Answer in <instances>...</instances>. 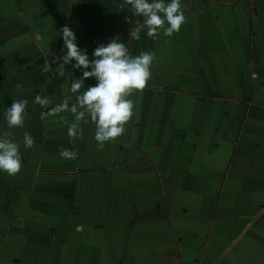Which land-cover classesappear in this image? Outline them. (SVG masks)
<instances>
[{
	"label": "crops",
	"instance_id": "0c3cea01",
	"mask_svg": "<svg viewBox=\"0 0 264 264\" xmlns=\"http://www.w3.org/2000/svg\"><path fill=\"white\" fill-rule=\"evenodd\" d=\"M122 3L0 0V134L23 159L0 171V264H264V0H181L179 33L155 38ZM64 25L90 60L117 34L156 56L126 132L102 150L87 114L73 139L70 110L42 118L35 103H75L82 72L59 75ZM13 100L28 102L23 128H8Z\"/></svg>",
	"mask_w": 264,
	"mask_h": 264
},
{
	"label": "clouds",
	"instance_id": "9594fccd",
	"mask_svg": "<svg viewBox=\"0 0 264 264\" xmlns=\"http://www.w3.org/2000/svg\"><path fill=\"white\" fill-rule=\"evenodd\" d=\"M125 6H131L134 15L144 17L143 26L147 28V35L155 38L159 30H163L165 36L171 37L179 33L185 23V15L181 0H123L121 10ZM162 14V15H161ZM167 25V27H165ZM140 27L130 31V38L139 39ZM63 48L66 52L59 57V75L65 74L67 65L73 70L82 72V76L75 78L70 87L75 96V103L69 107L67 97L55 107L49 109L51 100L48 97H35V103L42 109V118L46 115H57L63 111H71L74 114V122L68 127V135L75 138L81 131L80 122L86 121V114L95 124V140L98 149L102 150L106 142L114 141L126 132V124L134 116V103L129 97L136 91H143L152 77V66L156 60L154 52H141L139 55H131L124 42H119V35L113 37L107 44L101 43L93 53V59H89L86 50H82L76 43L75 32L68 25L61 29ZM42 37L37 34L36 39ZM51 65L45 64L42 71H49ZM94 78L97 83L85 88V81ZM16 87L21 88L20 84ZM84 91L81 93V89ZM27 100H13L7 108L5 118L9 129L23 128ZM23 143L25 148H32L34 138L28 132H24ZM61 156L67 159H75L77 153L68 149L61 150ZM23 168V159L20 145L13 138L11 131L0 134V171L8 175H17ZM77 230H82L79 226Z\"/></svg>",
	"mask_w": 264,
	"mask_h": 264
},
{
	"label": "rangeland",
	"instance_id": "374dc122",
	"mask_svg": "<svg viewBox=\"0 0 264 264\" xmlns=\"http://www.w3.org/2000/svg\"><path fill=\"white\" fill-rule=\"evenodd\" d=\"M8 50V46L6 45V49H5V51H7ZM20 248H22V246L20 245ZM22 252V249H19V251L18 252H15V256L17 257V256H19L20 257V255H24V254H18V253H21ZM6 255H8V256H10V255H12V254H10V253H5ZM18 254V255H17ZM23 257H25V258H22L21 260H20V262L21 263H25V261H27V255H24ZM25 260V261H24ZM76 264H79V263H76Z\"/></svg>",
	"mask_w": 264,
	"mask_h": 264
}]
</instances>
